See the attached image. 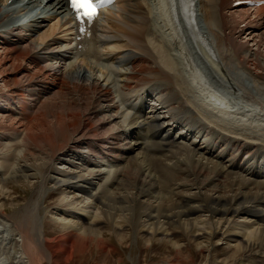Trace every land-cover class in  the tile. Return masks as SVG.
Here are the masks:
<instances>
[{"label": "bare ground", "instance_id": "obj_1", "mask_svg": "<svg viewBox=\"0 0 264 264\" xmlns=\"http://www.w3.org/2000/svg\"><path fill=\"white\" fill-rule=\"evenodd\" d=\"M173 2L142 0L133 7L146 17L144 37L134 42L139 55L113 53L108 48L128 38L126 29L140 21L132 15L110 21L105 16L108 24L94 30L96 51L86 62L75 58L73 40L64 34L66 28L61 23L70 14L63 0H0V84L4 89L0 90V136L8 141L0 142V155L15 159L11 175L0 178V193L11 185L19 191L38 190L37 197L11 217L5 214L7 204L0 206V247L7 259L25 264H83L93 253H113L110 243L114 238L119 243L126 241L128 235L114 226L116 220L135 229L148 226L155 233L162 231L160 226H184L191 232L198 222L190 218L198 212H209L220 221L256 216L258 223H263L250 233L246 243H236L234 260L226 261H237L257 247L264 249V219L246 206H264L263 182L235 178L236 162L228 172V165L222 167L207 158L211 154L207 147L204 156L199 155V148L184 144L183 130L180 142L189 153L184 148L175 151L176 141L153 143L166 124L182 128L183 120L173 117L183 114V118L198 116L204 122L199 127L202 131L208 132L211 126L221 135L215 141L231 143L239 153L250 151L255 142L264 145V1L250 14L249 10L232 11L233 0H200L202 30L185 28L183 11ZM51 17L57 20L53 24L47 21ZM250 18V25L242 27ZM252 23L261 29L254 33L247 28L253 27ZM66 24L71 30V21ZM59 29L64 36L57 40L53 36ZM150 73L157 75L156 80L161 78L158 75L164 76L166 84L159 95L171 93L167 104L160 99L161 108L156 113L168 109L172 118L164 117V122L157 119L153 128L137 127L136 117L128 109L132 98L145 94L154 83ZM146 133L151 140L143 145L138 139ZM141 149L143 153L132 158ZM93 157L98 162L91 161ZM70 159H77L84 167ZM56 161L75 172H60V177L72 181L59 179L49 188L66 198L80 192L74 201L82 204V209H68L78 219L89 207L84 204L90 201L86 196L95 197L93 206L99 211L93 218L109 222L112 234L98 229L95 221L79 224L70 214L67 217H72V222L55 223L62 225L61 235L46 237L39 215L50 179L44 171ZM3 168L1 165L0 173ZM28 169H34V175H25ZM30 178L35 179L34 185L29 184ZM168 187L195 190L197 194L184 192L172 200L159 194ZM194 200L201 206L190 207ZM16 202L18 206L20 201ZM227 233L220 241L228 240ZM154 240L152 237L149 242ZM7 259L1 264H10ZM260 264H264V257Z\"/></svg>", "mask_w": 264, "mask_h": 264}, {"label": "rangeland", "instance_id": "obj_2", "mask_svg": "<svg viewBox=\"0 0 264 264\" xmlns=\"http://www.w3.org/2000/svg\"><path fill=\"white\" fill-rule=\"evenodd\" d=\"M47 21H48V23L53 24L57 20L55 21V17H51V19H48ZM35 37H37V36L35 35L34 38ZM62 37H63V35L61 34L60 29L53 36V38H55L57 40L62 38ZM1 86L2 85L0 84V90L4 91V89H2ZM58 88H59V90L61 89L59 87V85H58ZM96 137H100V136H96ZM0 142L1 143H8V141L3 139V138H0ZM136 153H141V152L140 151L134 152L132 154V158L135 157ZM10 161H12V162H10ZM14 161H15V159L12 160V158H11L9 160L8 156L0 155V164L3 165V167H4L0 173V178L1 177L2 178H4V177L8 178L11 175V172H12L11 170H13V166L15 164ZM71 161H74V163L76 165H79L80 167L83 166V163H81L79 161L77 162V159L76 160L70 159V162ZM25 165H26V162L22 163L21 167L23 168ZM44 172H46V173L48 172L50 179H49L48 185H47V188H48V190L46 191L47 194L45 195V198L41 204V207L43 206L41 208V211H40L41 214L39 213V215L42 219V225H43L44 233L46 234L47 238L53 239L54 237L61 235L63 233V231L61 230L62 225L59 223H57V224H55V223L59 220H60V222H62L64 224L70 223V222H72V217L74 218L73 221L76 220L75 222H77L79 224L85 223L84 225L92 224L95 221L94 225L97 228L99 226L98 229H102V231H104V229H105V231L107 233H110V234L113 233V226H111L109 222H108L109 223L108 224L104 220H100V219L96 220V217L93 218V216H95L99 211V210L96 211V208L93 206V205H95L94 204L95 200H96L95 197L91 198L88 195L86 196V199L90 200V201H85V203H84V204L89 206V207L84 206L87 208L86 212H84L87 215L86 214H85L86 216L82 215V216H80V219H78L77 215L74 216V214H76V213L70 212L68 209H72L73 206H76L77 209H80V208L82 209L83 205L77 204V202L74 201V197L77 198V197L81 196L80 192H74V194H70V196L68 198H66L67 195H65L66 197H64V194L60 193V191L57 193V191L49 188L52 186L55 187L53 185V184H55L54 181H60L59 179L65 180L68 182L72 181V180H69L64 175H63V177H60L59 173L60 172L74 173L75 172L74 170L70 171L69 169H66L63 166H61L60 163L58 161H56L52 165L51 169H48V171L46 170ZM34 173H35L34 169H28V170H26L25 175H34ZM185 179L187 180L188 183H190L189 180H191V179H189L188 176H186ZM256 181L261 182L262 180L260 178H257ZM29 182H30L29 184H33V185H34V183H36L35 179L33 180V178H30ZM75 184L81 185L80 182H76ZM8 188H9V190H4L3 193H0V206L2 204H7L8 211H6L5 214L8 215V217H11L18 209H21L26 204H28L30 201H32L33 198L37 197L36 194H37L38 190L35 187H33V189H29L26 192L23 189H20V191H19V190H17V188L12 187V185ZM90 188L89 189L91 192H95V191H92L94 189V187L90 186ZM52 190L54 193L52 192ZM100 192H101V190L99 191V193ZM184 192H186L188 194L189 193L192 194L191 193L192 191L182 189L181 187L180 188L168 187L162 193H159V194H161L162 196H164L166 198L175 200L176 198L178 199L179 197H181V194ZM164 193H168V194H170V196H166V195H164ZM16 201H20V203H18L19 204L18 206H16L17 205ZM198 206H199V203H193V204L191 203L190 204V207H198ZM13 207H14V209H13ZM92 207H93V209H92ZM75 212H80V211H75ZM62 213H63V215H62ZM80 213H83V212L81 211ZM70 214L73 216L70 218L67 217ZM155 214L156 213L154 212V215ZM245 218H242L241 220L244 221ZM190 220L198 222L197 225L193 228L194 230H192L194 232H192V231L187 232V230H186L187 227H184V226L183 227H171V226H169L166 229L163 228L162 226H160V230H162V231H159L157 233H155V231L150 229L148 226L143 228L142 227L143 225H141L139 227L140 229L139 228L135 229V228H130L128 226V224H122V221H120V220H116L114 226L119 231L126 232L125 234L128 235V238L126 239V241H124V243H119L117 241V238H114L110 243V245H112V247L114 248L113 253H108L106 255L105 254L103 255L102 253H100V254L93 253L91 256H89V258L87 257L86 261L83 264H175V261L177 262V264H260L261 258L264 257V249L257 247L253 250V252H251L249 254H247L245 252L247 255L242 254L241 259H239L237 261H234V262L226 261L228 259L230 261L234 260V257H233L235 254L234 250H235V247L238 245V244L235 245V241L239 242V244L246 243L248 241L247 240L248 237L247 238L245 237L246 242H243V241L240 242L239 240H235V239L230 238V241H232V242H229V240H227L225 243V241L214 240V238H212L213 237L212 235L214 234L213 230H217V232L220 234H224L228 231L230 236L239 235V236L243 237V236L247 235V233H245L240 228H236L231 223L232 221H235V220L238 221L239 220L238 218L232 217V218H228L227 220H222L223 221L222 222V221H220L219 217L212 218L211 213L200 212V213L196 214L194 217L190 218ZM205 220H207V221H205ZM216 220L218 223L216 222ZM246 220H247V218H246ZM80 221H82V222H80ZM210 222H211V224H210ZM220 222H221V224H220ZM0 223L2 226L1 218H0ZM134 225H135V223H134ZM209 225H212L214 227V229L212 226H209ZM204 226H206L207 228H205ZM258 227H260V225L256 226L255 231L257 230ZM203 228L205 230H202ZM217 228H219V229H217ZM210 230H212V231H210ZM184 233H185V235H184ZM155 234H156V236H155ZM209 235L211 237L210 239L203 238V236L209 237ZM152 237L156 241L154 240L155 242L150 243L149 239H151ZM164 239L167 242L162 241ZM160 240H161L162 244L159 242ZM250 241L254 243V241H252V240H250ZM169 242H171V243H169ZM246 246H248V245H246ZM178 247L181 250L180 255H178L179 253L177 252V251H179L177 249ZM204 247H206L205 250H204ZM200 248H202V249H200ZM223 248H225V249L223 250ZM201 250H203V251H201ZM17 251L22 253V249L21 250L19 249ZM0 253L4 254V255L0 256V261H2L3 259H7V257H9L8 255H5L4 249H2L1 247H0ZM19 256H20V254H19ZM213 258H214V260H213ZM7 261L11 262L10 264H15V263L25 264L26 263L25 261L18 262L17 260L12 259V258L7 259ZM0 264H1V262H0ZM78 264H79V262H78Z\"/></svg>", "mask_w": 264, "mask_h": 264}, {"label": "snow or ice", "instance_id": "obj_3", "mask_svg": "<svg viewBox=\"0 0 264 264\" xmlns=\"http://www.w3.org/2000/svg\"><path fill=\"white\" fill-rule=\"evenodd\" d=\"M73 8L83 9L84 14L89 18H93L95 15V7L91 3V0H73Z\"/></svg>", "mask_w": 264, "mask_h": 264}]
</instances>
